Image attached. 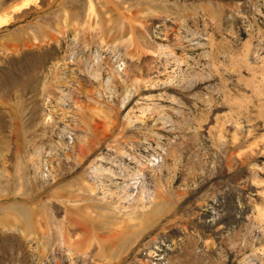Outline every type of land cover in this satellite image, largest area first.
I'll list each match as a JSON object with an SVG mask.
<instances>
[{
  "label": "rangeland",
  "instance_id": "rangeland-1",
  "mask_svg": "<svg viewBox=\"0 0 264 264\" xmlns=\"http://www.w3.org/2000/svg\"><path fill=\"white\" fill-rule=\"evenodd\" d=\"M0 264H264V0H0Z\"/></svg>",
  "mask_w": 264,
  "mask_h": 264
}]
</instances>
